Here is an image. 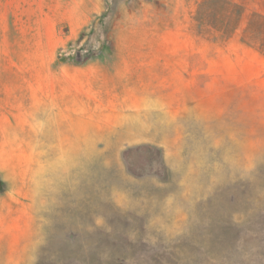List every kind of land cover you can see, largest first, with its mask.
I'll list each match as a JSON object with an SVG mask.
<instances>
[{"label": "rangeland", "instance_id": "1", "mask_svg": "<svg viewBox=\"0 0 264 264\" xmlns=\"http://www.w3.org/2000/svg\"><path fill=\"white\" fill-rule=\"evenodd\" d=\"M31 4L58 38L20 44L11 15L0 70L39 53L130 97L41 148L0 107V264H264V0Z\"/></svg>", "mask_w": 264, "mask_h": 264}, {"label": "crops", "instance_id": "2", "mask_svg": "<svg viewBox=\"0 0 264 264\" xmlns=\"http://www.w3.org/2000/svg\"><path fill=\"white\" fill-rule=\"evenodd\" d=\"M10 3L15 4V1L0 0V34L5 36L11 29L10 16L14 15L15 29L19 32L18 43L41 44L43 25L49 28L50 33L54 31L55 40L58 38V16L51 7L48 12L45 9L38 11L31 4V0H27L29 7L17 10ZM19 11L26 14L28 20L36 19L19 23ZM24 55L25 64L13 63L16 68L0 70V107L7 110L13 118H17L16 123L34 126L39 148L42 144L41 125L65 124L66 130L69 126L72 140L76 119L99 117L101 123L113 125L115 100L126 101L130 97L128 94L121 95L115 88L108 91L99 88V84L105 81L101 78L103 75L99 69L54 67L53 58L43 59L39 53L19 54L17 57L8 54L7 59L14 62L21 60ZM15 109L17 113L13 112ZM10 115H3L5 123H10ZM40 155L54 158L52 153L41 152Z\"/></svg>", "mask_w": 264, "mask_h": 264}, {"label": "trees", "instance_id": "3", "mask_svg": "<svg viewBox=\"0 0 264 264\" xmlns=\"http://www.w3.org/2000/svg\"><path fill=\"white\" fill-rule=\"evenodd\" d=\"M5 186H6V183L0 176V192H4L5 191Z\"/></svg>", "mask_w": 264, "mask_h": 264}]
</instances>
